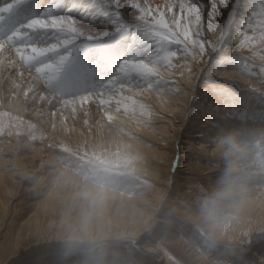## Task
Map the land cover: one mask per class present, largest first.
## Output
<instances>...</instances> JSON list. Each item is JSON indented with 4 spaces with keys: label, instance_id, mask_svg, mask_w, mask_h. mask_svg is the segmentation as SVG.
Instances as JSON below:
<instances>
[{
    "label": "rangeland",
    "instance_id": "obj_1",
    "mask_svg": "<svg viewBox=\"0 0 264 264\" xmlns=\"http://www.w3.org/2000/svg\"><path fill=\"white\" fill-rule=\"evenodd\" d=\"M139 2L144 5L145 0H139ZM179 2L180 0H159L158 2L155 0H147V4L151 7L164 8L166 5H175L173 7V13L181 14V10L178 7ZM127 3L128 0H120L122 22H126L125 16L131 17L132 15L136 18L139 15L137 10L125 7L124 5ZM104 6L110 12H108L107 17H110V25H115L116 18L114 15V7L106 4H104ZM217 7L219 8V6ZM210 11L211 5L208 4L202 12L201 25L206 27L207 30ZM246 14L247 18H244L246 21L240 23L242 25L241 27L229 32L228 38L230 39L223 46L225 54L230 57H235L237 63H225L219 66L213 64V66H209L208 60L206 66L203 68L204 70L202 69V87L213 90V83H215L216 80H220L225 91L229 92L231 96L237 98L241 103L250 104V102H257L259 107H264V72H261V68H264V3L260 0H256ZM172 15V13H167L165 8V19L168 20L169 23H171ZM147 19L151 21L152 17H148ZM216 19L217 16L214 18L213 22H215ZM252 24L255 25L256 31H254V28L253 32H246L248 30L247 27ZM216 32H219V28H217V31L213 32V34ZM245 36L251 37L252 39L245 41V46H241V41L244 40ZM200 39L205 41L202 36ZM190 48L193 52V61L200 62L203 56L199 54L197 48H192L191 46ZM232 48H234L235 51L232 50ZM244 49H254L255 54L253 56L259 60L257 66H251L253 62L245 56H242L243 53L239 51ZM172 50H175V48ZM206 50L207 42L205 44V52ZM212 57L214 60L219 59V57H215V54H213ZM186 61L187 57L181 55L179 52L177 56L172 58V66L167 68V71H169L167 72L169 74L168 78L167 76L164 77L168 81L166 86H170L173 89L161 94V97L163 95L162 98L159 99L157 97L159 100H153V97L156 98L157 96L156 91L150 90L151 93H154V96L148 97L149 101L146 100V95L143 97V94L138 93V95L133 92L135 94L133 97L136 101L141 100L140 102L142 104L144 103L143 105L151 104L145 105L147 106L149 114L147 117L146 115L140 117L141 121L144 118L142 121L143 123L135 121V123L139 122L138 125L140 124V127L137 126L136 128L134 125L135 123H133L137 130H135L129 122L133 117H131L129 113L126 114L127 120L124 119V123L127 122V125L129 124L127 127L126 125H122L119 129L116 128L117 131L115 126L113 128L107 125L103 127L106 129V132H103L105 131V129H103L102 133L98 134L99 136L97 134H91V127L93 124L89 127L86 122V117H81L78 121L72 114L70 115V119L73 121L75 118L77 121L74 120L72 122L73 128L71 130L76 131L72 132L70 130L69 132L71 135L69 132L63 134L59 131L60 133L56 132L57 134L59 133L58 135L56 133L50 134L52 136L41 134L34 126L25 128L24 125L17 120L14 122L15 124L13 123V130L15 129V132H13V130H10V123L0 116L1 261L7 260L10 256L21 252V250L31 249L33 246L39 245L48 239H51L52 243L53 241L56 242V240L69 242L70 240L81 238L84 235L115 234L124 229L135 230L147 226V230L141 233L140 239L137 241V243L139 242V246L128 239L92 242L88 244L85 251H73V254L68 255V259H59L61 252L59 250H53L52 252L50 251L37 255L32 259L30 258L29 264H151V254L144 253L141 248L144 244L158 248L159 252L162 253L161 255L164 261L167 260L166 262L171 264H264L263 260L259 261V259L264 258V244H261V242L264 241V213H262V211H264V206L258 208L256 202H253L243 207L242 204H238L239 201H242V198H238L236 203L233 204L235 205L233 207L232 200H229L233 198L227 195L216 202L217 217L222 220L227 218V220L220 227L213 229L209 227L205 219L202 210L205 202L218 192L213 188V178L209 170L206 169H210V166L216 165L218 161L212 158L210 159V156L207 155L208 153L206 154L203 149L194 147L192 140H197L195 136H188V138L191 139V143L187 141L183 143L180 141L183 131L200 130V126H196L194 130L190 127L191 124L196 121L191 118L192 115L187 116L189 108H187L185 112V123L181 126L180 130L174 129L173 131L171 129V127L175 125L174 116H177L179 112L175 103H173L177 100L175 93L178 92L179 84H181L177 82V78L182 76V78L186 79L185 82L189 83V79L185 77L189 73L190 68ZM135 89L136 88H132V90ZM141 95L142 97H140ZM197 99H201V97L199 96ZM178 100L183 101V98ZM154 102H156V105H153ZM160 102L163 103L161 104ZM117 113H120V111ZM138 115L139 114H137V116ZM130 121L133 122V118ZM144 123L147 124V126H145ZM75 126H77V128ZM164 127H166L165 130ZM108 128H113L110 129L113 131L107 130ZM138 128H140L141 133ZM78 130L83 131L85 134ZM77 131L82 135L80 136V133L79 135L78 133L76 134L75 132ZM164 131L167 133L164 134ZM169 131L172 132V135ZM212 131H214L213 127H210L207 136L211 137L212 141L208 142V146H205L208 152L213 148V143L218 141L215 140L217 137ZM9 132H12V134L10 135ZM110 132L113 134L110 135L111 139H109V136L105 137L111 134ZM117 133H120L123 138ZM101 134H104V136H101ZM117 135L118 138L116 137ZM126 135L129 137L128 139ZM173 135L176 143L181 142L180 144L189 146H186L188 152L182 161V163L187 162V164L184 165V170L186 169L187 172L183 171L176 176V180H173L172 184L167 188V191L165 190V185L162 180L164 176L163 173L165 172L164 168L167 170L168 166H170V171L166 178H173L174 175L172 174L175 173L177 165L179 164L176 163L177 160L175 156L182 152H180L181 148L176 150L172 148L170 150L167 149L168 153H166L167 150H164L163 144L171 145ZM14 136L15 141L18 138L16 142L13 141L14 139L11 140ZM83 137L86 139H83ZM119 138L120 140L122 139L120 142L117 141ZM13 142L14 144H11ZM39 147L41 148L40 152L43 154L40 153L39 155ZM42 147H44V149ZM36 152H38V154ZM35 153L40 157L38 156L37 158ZM159 154L162 157L159 158V156H157ZM156 156L157 158H155ZM252 156L253 155L249 154V157ZM157 165L159 166L157 167ZM173 165L175 166L174 168ZM61 169H66L64 171L67 172H63ZM154 171H158L156 172L157 174H155ZM70 172L72 174H70ZM203 175H206L205 178ZM152 178L153 180H151ZM95 179H102L108 189L104 202L100 204V209L99 205L88 202L89 200L81 194ZM257 190L259 191L261 189L257 188ZM256 193L249 195V197L255 198ZM150 194L153 195L155 201L160 198H163L164 201L169 199V205H171H162L163 207H160L156 216L152 217L151 214H149L151 212L149 207L152 206L149 205L154 204L155 201L149 199L152 198ZM148 195L149 197H147ZM228 196L229 199L227 198ZM143 197L146 198L144 199ZM46 204L48 207L46 206L45 208ZM226 204L229 205L228 208H226L228 206ZM123 205L127 207L125 208ZM128 205H130V207ZM140 205L141 207H139ZM146 206H148V208H146ZM121 207L124 210L120 209ZM260 208L261 210L259 211ZM140 209L147 210L141 211ZM54 210L55 213H53ZM147 212L149 214H147L148 218L145 216ZM144 216L146 219L143 218ZM164 218H167L169 222L166 225L163 222ZM138 223L141 224L139 225ZM162 226H165L163 227L164 231L158 232ZM254 251L257 252L256 255H253Z\"/></svg>",
    "mask_w": 264,
    "mask_h": 264
},
{
    "label": "bare ground",
    "instance_id": "obj_2",
    "mask_svg": "<svg viewBox=\"0 0 264 264\" xmlns=\"http://www.w3.org/2000/svg\"><path fill=\"white\" fill-rule=\"evenodd\" d=\"M155 1L158 2L159 0H155ZM255 1L256 0H229L227 8H225L223 5L217 4V6H219V9L223 13V15L217 16V19L215 20V23H217L218 28H219V32H216L215 34H213V32H211V31H208L206 29V27H203L202 25L200 26V31L202 34L201 36L207 42V50L205 52V55H203L202 59L200 60V62H195V61H193V52L190 48L192 55L187 56V61H186L188 67H190V68H189V73L188 74L186 73L187 75L185 76L189 79V83H186L185 82L186 79L182 78V76L177 78L178 79L177 82L181 83V84H179L178 92L175 93V97L177 98V100L174 98L176 101L173 103H175L176 108L179 110V112H178L177 116H174L175 117L174 118V121H175L174 124L175 125L173 127H171V129L173 131H174V129L180 130L181 126L184 125V123H185V112H186L187 108H189L187 116L192 115L191 118L195 119L194 121H196L195 123H192L190 127L193 128V130H194V128L196 126H200V130H197V131H191V130L186 131L185 130V131H183L182 138L180 141L183 143L186 141L191 143V139L188 138V136H195L197 138V140H194V141L192 140L194 147L197 149L198 148L203 149L204 152H206V154L208 153L207 155L210 156V159L212 158V159H215L216 161H218V163L216 165H211L210 169H206V170H209V172L211 173V177L213 178L212 184H213V188H215V191H220L222 188L225 187L226 183L230 184L232 186V191H231V194H229V195L232 196L233 199H229V196L227 198L230 201L232 200V202H233L232 205L236 203V200L238 198H242V201H239L238 204H242L243 207L250 205L253 202H256V204L258 205V208H259L260 206H262V207L264 206V107H259L257 105V102H254V103L250 102V104L241 103V101H239L237 98L231 96V94L229 92L225 91L220 80H216V81L214 80L215 83H213V86H212L213 90L205 89L202 87V79H203L202 69L206 66V63L208 62L209 57L213 55L209 45L215 46L219 43L220 46L223 48L224 44L227 43V41L230 39V38H228L229 32L233 29H237V28L242 26L240 23H243L246 21L244 19V18H247L246 13L249 12V8L254 4ZM260 1L262 3H264V0H260ZM8 2H10V0H0V7L5 6ZM88 2H89V0H85V3H88ZM198 2L203 3L206 6L208 4L211 5L212 0H198ZM233 3H235L237 5L236 14L233 17L232 23L229 25V30H228V33L225 35L224 40L220 41L219 36H220V31L223 29V22L227 19L228 12L232 10L231 5ZM39 5L41 6L40 11L42 12L44 7L52 6V0H39ZM65 5L66 6H62V8L58 7L54 14L55 15L71 14L76 19L78 28L85 34V36L92 35V36L99 37V36H102L104 32L112 30L111 25H113V24L110 25V20H109L110 17L107 18L109 11L107 8H105L104 5L103 6L99 5V7L101 8L100 12L90 13L87 16V18H81L83 15V9L74 7L72 0H65ZM126 14H127V12H126ZM113 17H114V15H113ZM125 19H126V23H138L136 21V18L133 17L132 15H131V17L125 16ZM242 20H244V21H242ZM254 28H255L254 24L249 25V27H247L248 30L246 32H251V31L253 32ZM254 31H256V28ZM53 42H55V41H53L51 39H49L47 41V43H53ZM232 50L235 51L234 48H232ZM257 50H259V49H257ZM239 52L243 53L242 56H245L246 58L250 59L253 62V64H251V66H257V63L259 62V60L253 56L255 54L254 49H252V50L244 49V50H241ZM258 53H260V52H258ZM249 66H250V64H249ZM160 71H161V74L163 76H167V78H168L169 74L167 72H169V71H167V68L164 69L162 67V68H160ZM170 72H172V71H170ZM164 73H167V74H164ZM209 81H211V80H209ZM164 88L167 90H164L163 92H157L156 91V95H157V96L155 95L156 98L153 97L154 93H151L150 90H142L140 88H136L135 90L126 89L123 93H119V94H116L110 90H106V91H104L103 96H99V95L94 96L89 102L82 104L80 102V96L87 95V93L81 92L78 94L73 93V94H67L64 96H59L55 92L47 89L44 81L41 78H39L38 75L35 73V69L33 67L25 65L23 63V61L19 58V56L16 53L14 45L9 43V41L7 39V34L0 35V116H2L3 119L5 118V121L10 123L9 124L10 130H13V127H14L13 123L17 120L19 123L24 125L25 128L34 126L36 129L39 130V132L41 134H46L48 136H52L50 134H53V133H56L59 131H61L63 134H67L73 128L72 122L75 120V118L79 121V119L81 117L82 118L86 117V122L89 125V127H90V125L93 124L91 127V134H93V135L97 134L98 135V134L102 133L103 129H105L103 127L107 126V125H109V127L112 126L113 128L115 126V129L116 128L119 129V127H122V125H126V127H127L129 125V124L127 125V122H126V120H127L126 114L127 113H129V115L131 117L133 116L132 117L133 122L130 121V120H132V118L131 119L128 118V119H130L129 122L131 123V125L134 128H135V126L137 128V126H139L140 124L138 125L139 122L135 123V121L142 122L144 118L141 121L140 117L143 115H141L138 110L137 111L131 110L133 107H137L138 105L142 104L140 102L141 100H139V101L135 100V98L133 97V96H135L134 93H136V94L141 93V94H143V97H144V95H146L145 96V98H147L146 100H148V97H150V96L154 98V99L152 98L153 100H155L158 98L159 99L162 98L163 95L161 97V94H163L165 91L173 89L172 87L166 86V85L164 86ZM176 90H177V88H176ZM138 95H136V96H138ZM169 95H171V94H169ZM199 96L201 97V99H197V97H199ZM140 97H142V95ZM168 98H169V96H168ZM168 98H166V99H168ZM180 98H183V101H179L178 99H180ZM100 99H104L106 101L109 99H112L113 103H111V104H109V103L100 104L99 103ZM116 100L120 101V105H117L115 103ZM169 101H171V100H169ZM156 102H154L153 105ZM248 102H249V100H248ZM160 103L162 104L163 102H160ZM160 103H159V107H160ZM149 104H145V105H149ZM122 105H128L130 110L128 112L123 111L122 108H121V110H117L118 107H120ZM151 109H153V108H151ZM177 109H175V110H177ZM119 111H120V113H117ZM31 112H33V113H31ZM71 114L75 117L73 121H72V119H70ZM135 114H136V116H135ZM137 114H139V115L137 116ZM146 117H147V115H146ZM124 119H126L125 120L126 123H124ZM77 120H75V121H77ZM133 123H135L134 124L135 126L133 125ZM144 125L147 126V124H145V123H144ZM170 125H173V124H170ZM75 127L77 128V126H75ZM84 127H85V125H84ZM210 127H213L214 131H212V133L217 137V139H215V140H218V141H216V143H213L214 144L213 148L208 152V149H206L205 146H208V144H209L208 142L212 141L211 137L207 136L209 133ZM79 128H81V127H79ZM82 128H83V126H82ZM113 128H108L107 130H110ZM128 128H126V129H128ZM136 128H135V130H137ZM165 128L166 127H164V130H165ZM84 129H82V130H84ZM115 129H114V131H115ZM138 129L140 131V128H138ZM10 130H8V131H10ZM80 130H78V131H80ZM73 131H76V130H73ZM78 131L75 133L77 134ZM110 131H113V130H110ZM123 131H124V129H123ZM13 132H15V129L13 130ZM80 132H83V131H80ZM103 132H106V129ZM130 132H132V131H130ZM79 133H78V135H79ZM110 133L111 134L108 133L109 135H106L105 137L109 136L110 137L109 139H111L110 135H113V134H112V132H110ZM140 133H141V131H140ZM163 133L166 134L167 132L164 131ZM163 133H161V134H163ZM170 133L172 135V132H170ZM9 134L11 135L12 132H9ZM69 134H70V132H69ZM69 134H68V137H69ZM88 134H89V132H88ZM125 134H126V132H125ZM15 135H16V133H15ZM81 135L82 134L80 133V136ZM102 135L104 136V134H101V136ZM118 135L116 136L117 138H118ZM121 136L122 135L120 134V137ZM126 137H127V135H126ZM229 137H233L235 139V141L240 145V147L242 149L240 152L234 153V152L229 151L228 145L226 143H224L226 138H229ZM84 138L85 137H83V139ZM117 138H115V139H117ZM121 138H123V137H121ZM128 138L129 137H127V139ZM160 138H161V136H160ZM174 138H175L174 135L172 136V139L170 138L171 139V145L170 144L165 145V143L163 144L164 145L163 147L165 148L164 150H167V149L170 150L171 148L176 150V149L181 148L180 152L181 151L182 152L179 155L175 156V158L177 160L176 163H179V164L177 165L175 173L172 174V175H174L173 178H170V177H169V179H168V177L166 178V176L168 175V172L170 171V166H168L167 170H165V168H164L165 172L163 173L164 176H163L162 180H163L164 185H165V190H167V188L172 184L173 180H176V176H178L181 172L186 171V169L184 170V165L187 164V162L182 163V161L184 160V158L186 157V153L188 152L187 148H186L187 145L186 146L182 145V144H180L181 142L176 143L174 141L175 140ZM12 139H14L13 141H15V136H14V138H11V140ZM17 140H18V138H17ZM98 140H99V137H98ZM121 140L119 138V140H117V141L120 142ZM123 140H125V139H123ZM103 141H104V139H103ZM165 142H168V141H165ZM11 144H14V142ZM16 147H17V144H16ZM187 147H189V146H187ZM42 148L44 149V147H42ZM160 148H161V145H160ZM40 151H41V148L38 151L39 155H40V153H42ZM160 151H159V153H160ZM38 152H36V153L38 154ZM157 152H155V153H157ZM36 153H35V156L37 155ZM166 153H168V150ZM249 154H251L253 156L249 157ZM39 155H37V158ZM60 156H61V154H60ZM157 156H159V158L162 157L160 154ZM157 156L155 158H157ZM168 158H169V156H168ZM253 159H255V160H253ZM65 162H67V161H65ZM189 165H191V164H189ZM158 166L159 165H157V167ZM152 168H153V166H152ZM68 169L71 170L70 168H68ZM61 170L63 172H67V171H64L66 169H64V170L61 169ZM158 171H156V172H158ZM204 171H205V169H204ZM156 172H155V174H157ZM70 174H72V173L70 172ZM205 176H204V178H205ZM151 180H153V178ZM84 184H85V181H84ZM257 188L261 189V190L258 191ZM209 189H210V187H209ZM215 191L213 190L214 193H215ZM80 192H81V190H80ZM148 192H150V191H148ZM254 193H256L255 198L251 197V196L249 197V195L254 194ZM150 195L152 198H149V199L150 200L153 199L155 201V199L153 198V195L152 194H150ZM147 197H149V195ZM143 198L145 199L146 197H143ZM140 201H143V200H140ZM169 201H170L169 199L164 201L163 198H160V199H157L154 202V204H151V205L148 204L149 206H152V207H149L151 209V210L149 209L151 211V212L149 211L150 212L149 214H151L152 217L156 216V214L160 210V207L162 205H167V204L169 205ZM88 202H91V201L89 200ZM39 203H40V200H39ZM47 203H48V201H47ZM228 204H226V205H228ZM89 205H90V203H89ZM118 205H120V204H118ZM145 205H146V203H145ZM229 205L226 208H228ZM28 206H29V204H28ZM35 206H38V205H35ZM46 206L48 207L47 204L45 205V208H46ZM128 206L130 207V205H128ZM172 206H173V204H172ZM234 206L235 205H233V207ZM56 207H58V206H56ZM100 207L101 206L99 204V209H100ZM139 207H141V205ZM59 208H58V210H59ZM146 208H148V206H146ZM120 209H123V208L121 207ZM255 209H257V208H255ZM58 210H57V212H58ZM145 210H147V209H144L141 211H145ZM260 210H261V208L259 209V211ZM131 211H129V212H131ZM134 211H135V209H134ZM42 213H44V212H42ZM53 213H55V210ZM262 213H264V211H262ZM147 214H148V212L146 213L145 216H147ZM44 215H46V214H44ZM145 216L143 218L146 219ZM147 218H148V216H147ZM130 220H132V219H130ZM148 220H150V219H148ZM163 222L165 225L167 223H169L167 218H164ZM148 226H149V224H148ZM163 227H165V226H162V228L160 230H158V232H163L164 231ZM81 229H82V227H81ZM144 230L145 231L147 230V226H143V227L137 228L135 230L124 229L121 232H118L115 234H105V235L97 234L94 236L84 235L81 238H78L76 240L75 239L70 240L69 242H62L61 240H56V242L53 241V243H52V240L48 239L39 245L33 246L31 249L21 250V252L10 256L5 261L0 260V264H29L30 258L32 259L37 255H41L43 253L50 252V251L52 252L53 250H55V251L59 250L61 252V254L59 255L60 256L59 259L65 260V259L69 258L68 257L69 254H73L72 253L73 251H75V250L85 251L86 247L88 246L89 243H92V242L94 243V242H99V241L128 239L131 242H133L134 244H137L139 246V244H138L139 242L137 243V241L140 239L141 233ZM80 232H81V230H80ZM83 234H85V233H83ZM59 241H61V242H59ZM181 241H183V240H181ZM108 243H110V242H108ZM180 243H182V242H180ZM261 244H264V241H262ZM141 248H142L144 253H147L149 255L151 254V256H152L151 264H171V263L166 262L167 260L164 261L162 255H161L162 253H160L158 248H156L155 246H150V245L144 244L143 246H141ZM163 252H164V250H163ZM256 253L257 252L254 251L253 255H256ZM139 256H141V255H139ZM166 256H168V255H166ZM181 256H182V254H181ZM260 260H263V263H264V258L259 259V261ZM168 261H170V260H168Z\"/></svg>",
    "mask_w": 264,
    "mask_h": 264
},
{
    "label": "snow or ice",
    "instance_id": "obj_3",
    "mask_svg": "<svg viewBox=\"0 0 264 264\" xmlns=\"http://www.w3.org/2000/svg\"><path fill=\"white\" fill-rule=\"evenodd\" d=\"M228 2L212 0L207 24L209 31H217L218 25L213 20L223 15L217 4L227 8ZM72 3L74 7L83 9L81 18L100 12L99 5L114 7L116 23L111 26V31L104 32L102 36H85L71 14H54L58 7L66 6L65 0H52V6L44 7L42 12L39 0H10L0 7V35L7 34L9 43L14 45L23 63L33 67L46 88L59 96L87 93L80 96L83 104L94 96H103L106 90L116 94L132 88L163 92L168 81L160 68L171 67L172 58L178 52L185 57L192 55L191 46L197 48L201 56L205 55L206 41L200 39L205 5L198 0H180L178 7L181 14L173 13L175 5L151 7L147 0L144 5L139 0H128L124 6L138 11V23L122 22L120 0H89L88 3L72 0ZM165 8L167 13L173 14L171 23L165 19ZM231 9L223 22L220 41L228 33L237 5L233 3ZM148 17L152 20L149 21ZM49 39L55 42L47 43ZM251 39L245 36L241 46ZM209 47L219 57L214 60L210 56L209 66L237 63L235 57L225 54L219 43ZM99 103L111 104L113 100L100 99ZM115 103L120 105L119 100ZM121 108L127 112L130 110L128 105H122L117 110ZM131 110H138L141 115L149 114L143 104Z\"/></svg>",
    "mask_w": 264,
    "mask_h": 264
},
{
    "label": "clouds",
    "instance_id": "obj_4",
    "mask_svg": "<svg viewBox=\"0 0 264 264\" xmlns=\"http://www.w3.org/2000/svg\"><path fill=\"white\" fill-rule=\"evenodd\" d=\"M224 143L228 145L229 151L231 152L238 153L242 150L240 145L235 141L233 137L226 138ZM107 191V185L102 181V179H95L91 185L85 188L82 195L86 199L90 200L92 204L99 205L104 202L107 195ZM231 191L232 186L226 183L224 188L215 193L212 198L205 202V205L202 210L210 228L214 229L220 227L227 220V218H224L222 220L217 217L216 202L217 200L229 195Z\"/></svg>",
    "mask_w": 264,
    "mask_h": 264
},
{
    "label": "water",
    "instance_id": "obj_5",
    "mask_svg": "<svg viewBox=\"0 0 264 264\" xmlns=\"http://www.w3.org/2000/svg\"><path fill=\"white\" fill-rule=\"evenodd\" d=\"M173 168H174V165H173Z\"/></svg>",
    "mask_w": 264,
    "mask_h": 264
}]
</instances>
